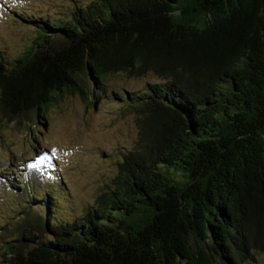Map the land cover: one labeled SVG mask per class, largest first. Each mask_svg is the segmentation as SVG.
I'll return each mask as SVG.
<instances>
[{
	"label": "trees",
	"instance_id": "obj_1",
	"mask_svg": "<svg viewBox=\"0 0 264 264\" xmlns=\"http://www.w3.org/2000/svg\"><path fill=\"white\" fill-rule=\"evenodd\" d=\"M22 18L40 32L14 59L0 46L4 120L35 113L46 128L67 93L95 107L112 74L157 79L110 94L138 115L139 139L95 200L58 214L66 193L31 180L0 226L17 234L0 264H252L264 250V0H91Z\"/></svg>",
	"mask_w": 264,
	"mask_h": 264
},
{
	"label": "rangeland",
	"instance_id": "obj_2",
	"mask_svg": "<svg viewBox=\"0 0 264 264\" xmlns=\"http://www.w3.org/2000/svg\"><path fill=\"white\" fill-rule=\"evenodd\" d=\"M90 1L0 0V46L14 59L32 45L40 32L36 25L34 29L23 22L22 17L32 14L53 21L68 17L75 6ZM156 79L153 73L142 77L124 72L112 74L105 86L107 92L100 94L95 107L85 95L67 93L47 112L46 128L36 123L35 113H24L12 121L4 120L0 114V226L15 220L18 205L25 204L31 192L38 189L37 182L31 180L40 177L49 180L38 182L42 184L39 188L51 191L55 188L60 195L66 193L59 200L58 214L79 215L84 206L92 203L104 184L117 173L122 155L134 148L139 139L138 115L121 110L119 104L110 101V94L115 90L123 94L126 90L137 91L147 81ZM36 153L40 155L37 160ZM5 168L10 174L16 171L19 177L18 195L13 193L17 186L13 185L14 189L8 186L11 179L5 183L2 177ZM58 177L61 180L52 184L50 180ZM0 233L1 259L7 241L17 234L10 228L0 229ZM252 264H264V250L255 252Z\"/></svg>",
	"mask_w": 264,
	"mask_h": 264
}]
</instances>
